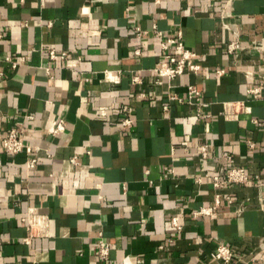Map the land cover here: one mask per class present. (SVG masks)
<instances>
[{
    "label": "crops",
    "instance_id": "obj_1",
    "mask_svg": "<svg viewBox=\"0 0 264 264\" xmlns=\"http://www.w3.org/2000/svg\"><path fill=\"white\" fill-rule=\"evenodd\" d=\"M231 9L241 45L233 54L220 0H0V136L20 128L38 148L27 170L26 154L0 142V264H225L210 256L220 244L234 254L229 264H264V0H233ZM153 24L182 33L197 73L155 84L159 41L136 34ZM50 47L66 58L50 59ZM107 70H121L119 82L104 81ZM188 84L198 104L186 102ZM229 101L250 111L225 119ZM59 117L67 126L50 135ZM227 155L259 182L226 185L220 192L234 203L195 216L214 204L211 177L225 174ZM29 207L49 216V233L25 244Z\"/></svg>",
    "mask_w": 264,
    "mask_h": 264
},
{
    "label": "built area",
    "instance_id": "obj_2",
    "mask_svg": "<svg viewBox=\"0 0 264 264\" xmlns=\"http://www.w3.org/2000/svg\"><path fill=\"white\" fill-rule=\"evenodd\" d=\"M222 3V13L221 21L222 27L231 32L232 39L227 44V51L229 53H235L240 45V35L237 24L234 20L226 21L227 18H233V12L231 9L233 0H220ZM137 36H145L152 34L159 41V47L161 50V58L158 59L156 66L153 68L154 82L155 84L161 85L165 80L170 82L179 75H182L185 71H189L192 74L198 72L201 65L194 61L196 53L193 50L184 47L183 35L179 31L175 35H165L162 30L158 29L155 24H153L151 30L136 29ZM2 34L0 33V38ZM264 50V47H258ZM136 54H140V50H135ZM50 59L55 60L58 58L65 59V51H57L55 48L50 47L47 51ZM5 60L10 63L12 68H15L19 63L12 60L10 56L5 57ZM46 72L51 76L50 68L46 67ZM218 75L224 74V69H219L216 71ZM121 70H117L115 73L112 71H105L103 80L113 83L119 82V76ZM5 77V73L0 70V80ZM131 81L133 84H141L142 77L138 74L131 75ZM261 92L260 85H255L247 89V94L255 99ZM140 97L145 98L146 94L139 93ZM199 95V90L193 84L187 85V98L186 102L190 104H198L196 102V97ZM169 99L178 102L183 101L181 97L176 94L169 96ZM167 105L164 109H167ZM250 108L240 101H229L223 104L222 116L225 119L237 120L241 113L249 112ZM195 115L201 116L199 108H196ZM206 116V115H205ZM256 122V121H255ZM133 119L131 116V108H127L124 116L120 120L121 128L124 130H129L132 127ZM67 126V122L64 118L59 117L52 120L48 127V133L50 135H57L64 132ZM1 149L4 152L10 154H18L24 152L27 156L26 168L27 170H32L36 168L38 164V158L36 156L38 148L28 145L24 142V131L20 128H13L5 132L0 136ZM200 152L205 156L207 149L205 145L200 147ZM73 164L77 163V158L73 157L70 160ZM227 170L224 175H213L211 177V184L215 190L214 204L209 206L200 207L194 212L195 216L209 215L216 210L222 204V199H224L225 204L231 206L234 203V198L230 195H223L220 190L228 184H250L251 182H259L258 175L250 176L243 167L238 166L231 155L226 156ZM201 179L198 177L196 179L199 182ZM224 203V202H223ZM25 226V235L22 241L25 244H31L34 238H42L48 236L49 233V216L40 212L36 207H29L27 214L21 218ZM173 225L180 229L178 223V218H172ZM98 242V257L102 261H106L109 257L110 245L108 242L104 241L99 234ZM213 260L229 264L233 260L234 254L231 248L226 244H220L216 249L210 254Z\"/></svg>",
    "mask_w": 264,
    "mask_h": 264
}]
</instances>
